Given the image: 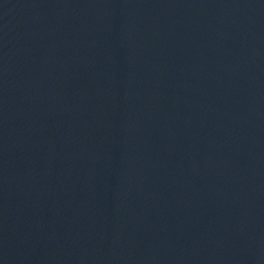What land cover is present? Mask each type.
<instances>
[{
  "label": "water",
  "instance_id": "water-1",
  "mask_svg": "<svg viewBox=\"0 0 264 264\" xmlns=\"http://www.w3.org/2000/svg\"><path fill=\"white\" fill-rule=\"evenodd\" d=\"M264 181V0H0V251Z\"/></svg>",
  "mask_w": 264,
  "mask_h": 264
}]
</instances>
